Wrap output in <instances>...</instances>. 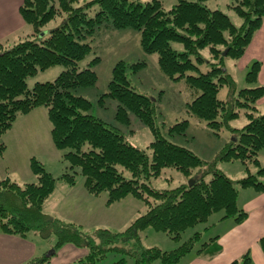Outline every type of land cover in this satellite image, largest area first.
<instances>
[{
    "label": "trees",
    "instance_id": "1",
    "mask_svg": "<svg viewBox=\"0 0 264 264\" xmlns=\"http://www.w3.org/2000/svg\"><path fill=\"white\" fill-rule=\"evenodd\" d=\"M227 1L229 10L242 21L239 26L226 12L211 9L207 0H178L169 10L161 0H91L82 5H78L80 0H25L20 11L32 27V35L0 48V153L6 149L2 137L18 117L44 107L52 124L54 145L64 151L67 166L57 179L33 158L30 166L35 183L21 186L0 178L1 233L19 237L34 233L44 240L56 237V254L66 245L86 248L88 254L72 264H97L112 251L125 256L114 264H128L127 257L134 258L135 264H178L196 249L203 232L216 224L195 232L171 251L143 247L141 233L152 229L179 242L184 233L207 223L214 214L223 213L218 222L233 218L240 223L247 217L238 204L240 190L264 193V166L259 160L264 151V113L258 114L257 107L264 99V86L244 88L237 93L236 84L225 69V60L244 56L263 25L264 0ZM57 18L62 19L60 26L42 31ZM126 30L140 34L143 51L157 55L159 68L169 80L185 81L193 98L187 104V116L204 122L216 136L223 128L233 134V140L222 148L217 161H241L247 167L246 177L232 180L218 169L217 161L206 162L166 138V123H158L160 100L140 93L130 80L129 75L147 67L144 60L133 64L119 61L113 68L108 91L99 95V102H115L114 119L127 129L135 117L151 136L148 147H138L120 127L91 114L93 103L79 93L97 86L95 67L101 58L95 55L86 66L81 64L91 55L103 31ZM176 44L182 46L181 51L175 48ZM205 50L212 61L202 55ZM203 65H207L206 72L202 71ZM57 66L65 69L54 81L29 88V78ZM260 68V62L253 63L247 73L248 83L258 82ZM224 87L231 92L227 101L219 98ZM242 109L246 110L248 123L241 129L232 128L230 122L240 117ZM189 123L187 119L178 122L167 134L186 136ZM250 166L257 169L256 173ZM166 168L193 178L194 184L169 190L151 187L148 183ZM78 176L84 178V186L91 195L106 193L109 205L133 196L145 203L146 212L124 232L99 229L94 235L46 214L44 204L57 181L75 186ZM97 238L101 239L99 245L94 242ZM217 240L214 237L203 242L197 254H218L221 248ZM115 244L121 245L112 246ZM260 246L264 251V239ZM52 258L45 255L29 264H49ZM230 264L254 263L246 253Z\"/></svg>",
    "mask_w": 264,
    "mask_h": 264
},
{
    "label": "rangeland",
    "instance_id": "2",
    "mask_svg": "<svg viewBox=\"0 0 264 264\" xmlns=\"http://www.w3.org/2000/svg\"><path fill=\"white\" fill-rule=\"evenodd\" d=\"M86 1H91V0H80V3L78 5H82ZM177 1L178 0H165L166 3L165 8L167 10L171 9L175 4H177ZM207 5L211 9H220L226 12L227 14H229L236 25L239 26L242 23L241 19L236 14H234L232 11L229 10L227 0H207ZM61 21H62L61 18H57L56 20L50 22L42 31L49 32L50 30L55 29L56 27L60 26ZM101 35L103 36L101 37ZM101 35L98 37V40L96 41L97 43L96 45H94V49L91 55L88 56L86 60H84L81 64L82 66H86L87 63H89L95 57V55L101 58V62L95 67V71L98 75L97 86L95 88L82 89L80 90L79 93L81 95L83 94L84 97H86L93 103V109L91 111V114L96 117H102L106 122H111V124L120 127L127 134L129 141L137 145L138 147L144 149L148 147L151 140V136L148 130L140 122L135 120V117L133 118V123L131 125V128L127 129L124 126L118 125L114 119L115 116L114 108L116 106L115 102H110V100L107 101V99H105V103L103 105L100 104L99 102V98H100L99 95L106 93L108 91V84L112 79L113 68L119 61H125L127 64H133L144 60L148 64L147 67H145L138 74L129 75L130 80L132 85L136 88L137 91L160 100L159 102L160 107L158 110L160 115L158 116V123H162V122L166 123V127H165L166 138L169 141L179 146H184L188 148L206 162L213 163L214 161H217L218 155L222 150V148L233 139L232 137L233 134L227 128H223L219 136H216L213 134V132L204 122H197L195 119L187 116V112H186L187 104L191 102L193 98L191 97V92L188 90L189 88L187 87L185 81L174 82L169 80L165 76V74L159 68L157 55L146 54L143 51L140 44V34H138L136 31L134 30H126L123 32L103 31V34ZM26 37H27L26 35H21V39L18 40L22 41ZM12 41H14V39ZM20 41L16 43H19ZM14 44H11L6 47H10ZM175 48L179 51L182 50V46L179 44H176ZM202 55L207 61H212V56L210 55L208 50L203 51ZM242 59L243 58L239 60H233V59L225 60V69L233 78L236 84L237 93L244 88H254L257 86H264V85H260L259 82L250 84L246 81L247 73L250 71L253 63L257 61H252L249 65H246L245 64L246 60L244 61ZM201 68L203 72L207 71V65H203ZM64 69L65 68L62 66H57L49 70H46L44 72H40L36 76L28 79L29 88L34 87L36 83H45V82L54 81L61 74V72L64 71ZM230 96H231V92L228 87L222 88L219 92V98L224 101H227L230 98ZM261 102L262 100H260L257 103V107ZM261 108H264V106L261 105L258 107L260 112L258 114L264 113L263 112L264 109ZM46 109L47 108L43 107L42 110L38 112L44 111L47 113ZM245 113L246 110L242 109L240 112V117L231 121L230 126L235 129L243 128L248 123ZM25 116H23V119L22 117H20L18 120L19 129L20 130L30 129L36 131L38 136L41 135L39 138L33 139L32 142H29L25 146V153L26 156L28 157L27 161L25 160V165L27 169H30V163H29L30 157L34 156L33 158L36 157L35 158L36 160L46 165V166L44 165L45 168L47 167L49 170L52 169V171L54 172L53 173L54 176L58 177L62 175L64 173L67 164L64 162L63 157H62V162H63L62 165L60 164L59 166L57 162L56 156L60 155V159H61V155H64V151H60L56 149V147L54 146L51 137L52 135L50 136L51 134L50 130H52V124L50 120H48V127L46 128L45 123L39 120V118H36L37 120H34L35 118L33 117L27 116L25 118ZM185 119L190 121L186 136L171 137L167 134V130L171 126ZM31 120L34 121L28 123ZM12 140L13 141L10 144L13 143V147L9 150L10 153L7 154V157L12 160L17 157L19 168L20 167L23 168L24 157H21V155L19 154L18 152L19 145L16 142H14L15 139ZM263 152H261L260 155H262ZM2 161L3 160L0 159V163ZM262 162L264 164L263 160ZM217 167L219 170L224 172L229 178L235 181L240 180L247 176V167L241 161L218 162ZM61 168L63 169V171H61ZM250 170L253 173H256L257 169L254 166H250ZM9 174L13 178H17L18 180H21L23 178L22 173L19 170L12 171ZM194 174L195 172L192 173V175ZM125 176L129 178L130 173L126 171ZM190 179L193 180V178L184 176L181 172H179L176 169L166 168L162 171L159 177H157L156 179H152L148 184L157 190H169L189 183L191 181ZM77 180L84 181V178L82 176H78ZM100 196L107 197V194L103 193ZM95 197H99V196H95ZM126 198L127 200L124 201L125 206H122V208L120 209H119L120 206L117 208H113L114 209L113 211L115 210L116 211L112 212V215H120L121 218L124 220V223L129 221L128 214L132 213V215H135L137 213L138 209L132 207L133 205L132 202L137 203L140 209L142 207L144 209L143 213L140 215H136L135 219L143 215L147 210L146 205L143 201L133 196H128ZM107 201H108V197L106 198L107 206L113 205V204L109 205ZM222 215L223 213L214 214L209 218L207 223L200 224L195 228L188 230L186 233L183 234V238L179 242L174 241L165 233H159L152 229H148L141 233L142 245L145 248L157 247L164 251L166 250L171 251L178 248L184 241L190 238L195 232H203L206 227L208 228L211 225L216 224L215 227L210 228L209 230L206 229L203 232L202 240L200 241V243H198L195 249V252H197L199 246L203 242H206L209 239L216 237L219 234V231L223 229V226H220L218 224L219 223L218 221L220 220ZM135 219H133V221ZM131 223L129 224L131 225ZM99 224L102 223L99 222ZM129 224L127 226L120 227L121 229L118 232L120 233L124 232L130 226ZM84 228H85L83 229L84 232L88 235H94V233L99 229L109 230V228L99 227V225L97 224L88 225ZM110 230L112 231V229ZM32 235H34V233H32ZM35 237L38 238L40 241V246L42 249V252L40 253L41 256L47 255L54 258L57 256V254H59L60 256L63 255L65 253L64 252L65 250L67 252V256L65 257V259L68 258V261L71 260L72 255H70V251L68 250L70 245H66L62 247L61 249L58 250L56 254V251L54 250L57 244L56 237H53L51 240H44L39 236H35ZM94 242L96 245H99L101 239L100 238L94 239ZM120 245L121 244H115L112 246H120ZM78 249L84 250L86 248H78ZM123 257L125 256L122 255L121 253L112 251L108 253L107 258L105 260L97 264H114ZM127 261L128 264H135L134 258L127 257ZM154 264H160V263L157 261Z\"/></svg>",
    "mask_w": 264,
    "mask_h": 264
},
{
    "label": "crops",
    "instance_id": "3",
    "mask_svg": "<svg viewBox=\"0 0 264 264\" xmlns=\"http://www.w3.org/2000/svg\"><path fill=\"white\" fill-rule=\"evenodd\" d=\"M161 1L166 6L165 0ZM24 2L25 0H0V48L1 45L2 47H6L20 41L18 39H21V35H26L27 37L32 35V27L25 21L20 11ZM13 39L14 41H12ZM242 58V60H246V65H249L252 61L261 63L258 82L260 85H264V22L261 29L254 35L250 46ZM261 105L264 106V99L258 107ZM42 108H37L26 114V116L22 115L20 117L23 119V116L25 118L30 116L35 118L34 120L39 118V120L45 123L47 128L49 120L48 111L47 113L44 111L38 112ZM20 117H18L12 129L2 137L6 149L0 153V159L3 160L0 163V178L10 179L23 186L37 181L31 166L30 169H27L25 165V160L27 161L28 158L25 153V146L41 135L38 136L36 131L30 129L20 130L18 127ZM12 139H15L14 142L19 145L18 152L21 157H24L23 168H19L17 157L13 160L7 157V154L10 153L9 150L13 147V143L10 144L13 141ZM33 157L31 156L30 160ZM56 157L59 166L60 164L62 165L63 155H61V159L60 155ZM30 160L29 163L31 164ZM259 160L261 166H263L264 152L259 156ZM15 170H19L22 173L23 178H20L21 180L13 178L9 174ZM46 170L54 176L52 169L49 170L46 167ZM61 171H63L62 168ZM61 176L54 177L59 179ZM106 198V196L95 197L89 194L82 180H77L75 186H69L64 181L58 180L53 194L44 204V212L63 222L76 224L82 229H85L84 227L88 225L97 224L99 227H106L116 232L120 231V227L131 223L136 215L143 213V207L140 209L137 203L132 202V207L138 209L137 213L135 215H132V213L128 214L129 221L124 223L120 215H112V212L116 211H113V208L120 206V209L122 206H125L124 201L127 198L111 206L106 205ZM238 204L247 213V217L240 223L236 222L233 218L225 219L218 223L220 226H223V229L216 236L221 251L213 257H206L198 255L194 250L178 264H230L240 259L246 253L250 254L254 264H264V251L260 246V240L264 239V193H257L253 189L240 190ZM99 222L102 224H99ZM35 236L38 235L30 233L26 237H19L0 232V264H29L32 260L43 257L40 254L42 252L40 241ZM76 248L73 245L69 246L68 250L70 251V255H72L71 260L65 259L67 252L64 250L65 253H62L63 255L57 254L56 257L51 259L49 264H72L87 255L88 251L86 249Z\"/></svg>",
    "mask_w": 264,
    "mask_h": 264
},
{
    "label": "water",
    "instance_id": "4",
    "mask_svg": "<svg viewBox=\"0 0 264 264\" xmlns=\"http://www.w3.org/2000/svg\"><path fill=\"white\" fill-rule=\"evenodd\" d=\"M225 55H226V53H225ZM233 140V139H232ZM194 180H191L190 182H189V186H192L193 184H194ZM54 253V252H53Z\"/></svg>",
    "mask_w": 264,
    "mask_h": 264
}]
</instances>
